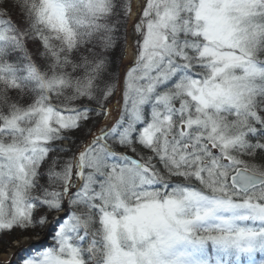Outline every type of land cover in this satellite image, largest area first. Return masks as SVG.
Instances as JSON below:
<instances>
[{
  "label": "snow or ice",
  "instance_id": "snow-or-ice-1",
  "mask_svg": "<svg viewBox=\"0 0 264 264\" xmlns=\"http://www.w3.org/2000/svg\"><path fill=\"white\" fill-rule=\"evenodd\" d=\"M42 227L20 264H264V0H0V236Z\"/></svg>",
  "mask_w": 264,
  "mask_h": 264
},
{
  "label": "rangeland",
  "instance_id": "rangeland-1",
  "mask_svg": "<svg viewBox=\"0 0 264 264\" xmlns=\"http://www.w3.org/2000/svg\"><path fill=\"white\" fill-rule=\"evenodd\" d=\"M121 64V63H120ZM92 125H89L91 127ZM83 135V134H77ZM49 230L47 227L38 228L36 232L14 231L0 236V264H20V256L24 253L19 252L23 245L28 243H37V233L46 243L51 242V234L45 236V232ZM4 256H7L4 258Z\"/></svg>",
  "mask_w": 264,
  "mask_h": 264
},
{
  "label": "trees",
  "instance_id": "trees-1",
  "mask_svg": "<svg viewBox=\"0 0 264 264\" xmlns=\"http://www.w3.org/2000/svg\"><path fill=\"white\" fill-rule=\"evenodd\" d=\"M122 52L116 57V67L118 68L121 63Z\"/></svg>",
  "mask_w": 264,
  "mask_h": 264
},
{
  "label": "bare ground",
  "instance_id": "bare-ground-1",
  "mask_svg": "<svg viewBox=\"0 0 264 264\" xmlns=\"http://www.w3.org/2000/svg\"><path fill=\"white\" fill-rule=\"evenodd\" d=\"M7 256H4V258H6Z\"/></svg>",
  "mask_w": 264,
  "mask_h": 264
}]
</instances>
